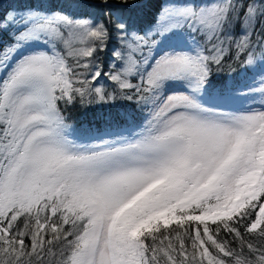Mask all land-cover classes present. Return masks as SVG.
I'll return each instance as SVG.
<instances>
[{
  "label": "snow or ice",
  "instance_id": "obj_1",
  "mask_svg": "<svg viewBox=\"0 0 264 264\" xmlns=\"http://www.w3.org/2000/svg\"><path fill=\"white\" fill-rule=\"evenodd\" d=\"M145 3L0 0V264H264V0Z\"/></svg>",
  "mask_w": 264,
  "mask_h": 264
},
{
  "label": "trees",
  "instance_id": "obj_2",
  "mask_svg": "<svg viewBox=\"0 0 264 264\" xmlns=\"http://www.w3.org/2000/svg\"><path fill=\"white\" fill-rule=\"evenodd\" d=\"M3 3H12L15 2V0H2ZM5 8L9 7V4L4 5ZM159 9V0H146L145 6L142 10L140 21L141 25H150L154 21L155 13ZM205 104L210 103H217V99L214 96L213 90L209 89V91L206 93L204 97H202ZM122 108H125L128 110V121H121V124L124 125L127 123L128 125L132 124H139L143 120L142 114L135 109L134 105L127 104L126 102H122L120 105ZM70 124L75 125L76 131L73 133L77 138L81 140H88L90 139V134L87 129H91L94 125L97 130H103V124L100 122V118L98 117L97 113L95 111H84L81 112L79 109L71 110L69 113V121ZM86 125L87 129L82 127ZM211 224V221L208 222ZM213 228H215V225H212ZM224 237H227V239H232L231 237H228L227 234H224ZM222 237V238H224ZM238 250V249H237Z\"/></svg>",
  "mask_w": 264,
  "mask_h": 264
},
{
  "label": "rangeland",
  "instance_id": "obj_3",
  "mask_svg": "<svg viewBox=\"0 0 264 264\" xmlns=\"http://www.w3.org/2000/svg\"><path fill=\"white\" fill-rule=\"evenodd\" d=\"M254 100L253 97H243V98H239L236 100H233L231 102H229L228 104L224 105L225 107H228L232 110H239L242 109L244 107V105L246 103H250ZM202 102L204 103V101L202 100ZM213 103H210L209 105H212Z\"/></svg>",
  "mask_w": 264,
  "mask_h": 264
}]
</instances>
